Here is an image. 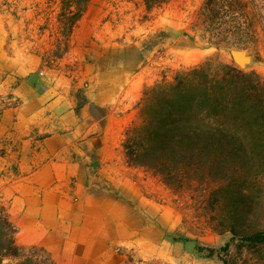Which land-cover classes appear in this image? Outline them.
<instances>
[{
	"label": "crops",
	"instance_id": "crops-1",
	"mask_svg": "<svg viewBox=\"0 0 264 264\" xmlns=\"http://www.w3.org/2000/svg\"><path fill=\"white\" fill-rule=\"evenodd\" d=\"M39 1L0 0V204L17 242L54 264L193 262L172 235L182 212L159 200L122 147L140 43L126 22L101 20L115 14L113 0H89L57 54L60 12Z\"/></svg>",
	"mask_w": 264,
	"mask_h": 264
},
{
	"label": "trees",
	"instance_id": "trees-1",
	"mask_svg": "<svg viewBox=\"0 0 264 264\" xmlns=\"http://www.w3.org/2000/svg\"><path fill=\"white\" fill-rule=\"evenodd\" d=\"M216 2L207 0L203 6L209 21L219 14ZM62 3L70 13V34L88 0ZM246 68L206 60L145 88L139 120L125 129L122 147L130 164L158 173L171 188L193 182L206 187L213 229L230 233L238 247L254 248L264 245V75ZM174 239L194 247V239ZM195 246L207 252L205 257L232 264L221 255L230 243L217 251ZM25 248L0 204V264H54L42 248Z\"/></svg>",
	"mask_w": 264,
	"mask_h": 264
},
{
	"label": "rangeland",
	"instance_id": "rangeland-1",
	"mask_svg": "<svg viewBox=\"0 0 264 264\" xmlns=\"http://www.w3.org/2000/svg\"><path fill=\"white\" fill-rule=\"evenodd\" d=\"M50 1L40 0V6L37 3L36 8L51 11L58 9L60 14L64 12L62 0H52L51 4ZM113 1L115 14L111 16L109 13L106 16L105 13L101 20L113 18L112 21L126 22L125 26L131 29L128 36L132 42L140 43L139 48L132 49L129 60L134 68L135 61L142 58V63L136 69L139 76L136 90L133 91L132 120H139L137 112L133 114L135 105L137 110L139 108L145 88L158 82L171 81L177 72L200 65L206 60L213 64L234 63L229 54L230 48L246 50L251 56V62L245 68L264 75V0H217L216 9L220 10L213 21L202 15L207 0ZM103 9H107L106 3ZM69 16L70 13L65 9V16L59 25L60 33L55 35L60 45L57 54H61L68 45ZM59 26L58 20L54 19L53 29ZM115 40H122V37L117 35ZM136 167L139 168L137 172L148 179V187L155 188L161 202L169 207H177L182 212L183 230L174 231L172 235L174 238L194 239V247L190 244L189 248H185L193 254L194 257L190 259L193 262L186 264H224L218 256L205 257L207 252L197 251L195 243L212 247L216 251L230 243L227 254L222 251L221 255L232 264H264V245L238 247L230 233L219 234L213 229L215 222L207 210L206 187L193 182L183 189H174L158 173L141 166ZM149 217L152 218V215ZM25 247V251L29 252L28 246Z\"/></svg>",
	"mask_w": 264,
	"mask_h": 264
},
{
	"label": "water",
	"instance_id": "water-1",
	"mask_svg": "<svg viewBox=\"0 0 264 264\" xmlns=\"http://www.w3.org/2000/svg\"><path fill=\"white\" fill-rule=\"evenodd\" d=\"M229 54L233 62L241 69H244L251 62V56L244 49L230 48Z\"/></svg>",
	"mask_w": 264,
	"mask_h": 264
}]
</instances>
